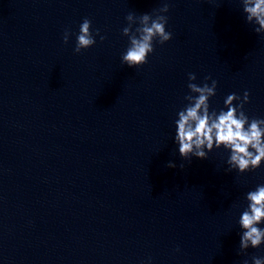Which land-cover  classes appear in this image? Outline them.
I'll list each match as a JSON object with an SVG mask.
<instances>
[{
  "label": "water",
  "instance_id": "water-1",
  "mask_svg": "<svg viewBox=\"0 0 264 264\" xmlns=\"http://www.w3.org/2000/svg\"><path fill=\"white\" fill-rule=\"evenodd\" d=\"M145 13L172 37L130 67L123 28ZM246 15L243 0H0V264L264 257L239 225L264 161L241 173L223 146L186 159L174 140L189 83L217 82V113L247 91L249 122L264 119V32ZM85 18L96 42L77 53Z\"/></svg>",
  "mask_w": 264,
  "mask_h": 264
},
{
  "label": "clouds",
  "instance_id": "clouds-1",
  "mask_svg": "<svg viewBox=\"0 0 264 264\" xmlns=\"http://www.w3.org/2000/svg\"><path fill=\"white\" fill-rule=\"evenodd\" d=\"M244 12L248 22L258 25L256 33L264 32V0H243ZM168 4L164 3L158 10L160 13L168 11ZM136 16L130 13L126 19L131 22ZM167 16L158 14L153 18L145 13L138 17L139 26L133 32L131 24L123 28V34L129 37L130 45L122 54V62L128 66H138L147 62V56L154 51L153 41L163 44L172 37V33L166 31ZM91 21L87 18L80 25L79 34L74 51L79 53L82 49L91 47L96 41L90 31ZM97 34L99 30L97 29ZM69 32H65L63 40L68 42ZM104 37H101L103 40ZM196 75L189 73V81H194ZM209 77H205V80ZM216 81L211 86L204 83L199 86L189 83L188 88L192 93L185 97L189 103L178 112L175 121V142L178 144L179 154L183 158H207L208 152L214 147L223 146L230 150L228 165L230 169H238L245 172L256 169L264 161V119L249 117L243 111V103L248 100L249 94L244 93L243 101L239 105H233V101L240 99L236 93L229 94L224 104L227 111L221 109L210 111L209 98L215 95ZM168 167H176L169 161ZM249 204L239 218V225L243 229L240 238V249L245 250L250 246L259 247L264 243V184L257 185L255 190L246 194ZM254 264H264V257L253 256ZM244 264H248L247 261Z\"/></svg>",
  "mask_w": 264,
  "mask_h": 264
}]
</instances>
